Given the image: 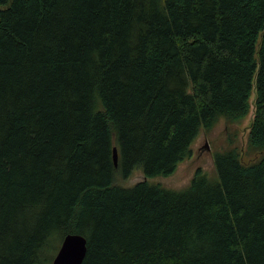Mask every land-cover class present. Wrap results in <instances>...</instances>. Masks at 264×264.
Returning a JSON list of instances; mask_svg holds the SVG:
<instances>
[{
  "label": "trees",
  "instance_id": "16d2710c",
  "mask_svg": "<svg viewBox=\"0 0 264 264\" xmlns=\"http://www.w3.org/2000/svg\"><path fill=\"white\" fill-rule=\"evenodd\" d=\"M253 91L264 151V0H0V264H51L67 233L81 264H264V154L113 182L172 174Z\"/></svg>",
  "mask_w": 264,
  "mask_h": 264
},
{
  "label": "rangeland",
  "instance_id": "374dc122",
  "mask_svg": "<svg viewBox=\"0 0 264 264\" xmlns=\"http://www.w3.org/2000/svg\"><path fill=\"white\" fill-rule=\"evenodd\" d=\"M253 98L254 91L249 97L248 113L239 120L231 121L220 116L210 129L201 127L190 145V154L177 164L172 174L168 176L145 177L142 169L135 167L127 178L116 177L113 181L114 184L129 187L135 182L146 178L150 183L159 184L164 188L180 190L189 185L197 169L206 177L216 179L217 174L213 163V153L229 147L236 148L240 160L244 164L257 160L264 154V151H256L248 147V133L254 111ZM61 239L57 240L58 246ZM57 249L54 250V253H51V259Z\"/></svg>",
  "mask_w": 264,
  "mask_h": 264
},
{
  "label": "water",
  "instance_id": "95a60500",
  "mask_svg": "<svg viewBox=\"0 0 264 264\" xmlns=\"http://www.w3.org/2000/svg\"><path fill=\"white\" fill-rule=\"evenodd\" d=\"M205 146L207 147L206 144ZM113 161L116 165L117 152L115 148L113 149ZM86 250V238L83 235L67 233L62 237L58 249L51 259V264H81L86 255Z\"/></svg>",
  "mask_w": 264,
  "mask_h": 264
}]
</instances>
